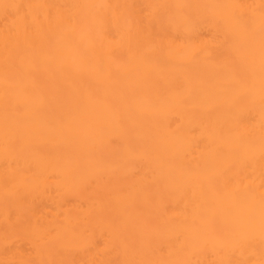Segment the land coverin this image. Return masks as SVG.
I'll return each instance as SVG.
<instances>
[{
    "label": "bare ground",
    "instance_id": "1",
    "mask_svg": "<svg viewBox=\"0 0 264 264\" xmlns=\"http://www.w3.org/2000/svg\"><path fill=\"white\" fill-rule=\"evenodd\" d=\"M0 264H264V0H0Z\"/></svg>",
    "mask_w": 264,
    "mask_h": 264
}]
</instances>
